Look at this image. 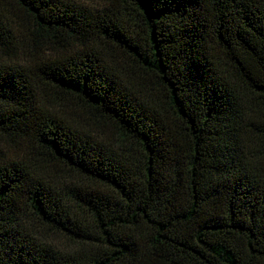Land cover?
Returning <instances> with one entry per match:
<instances>
[{
    "label": "trees",
    "instance_id": "1",
    "mask_svg": "<svg viewBox=\"0 0 264 264\" xmlns=\"http://www.w3.org/2000/svg\"><path fill=\"white\" fill-rule=\"evenodd\" d=\"M0 264H264V0H0Z\"/></svg>",
    "mask_w": 264,
    "mask_h": 264
}]
</instances>
